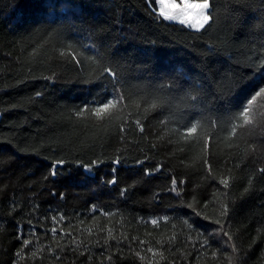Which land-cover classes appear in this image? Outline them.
Returning <instances> with one entry per match:
<instances>
[{
  "label": "trees",
  "instance_id": "obj_1",
  "mask_svg": "<svg viewBox=\"0 0 264 264\" xmlns=\"http://www.w3.org/2000/svg\"><path fill=\"white\" fill-rule=\"evenodd\" d=\"M212 14L197 31L145 0H0V264H264V97L238 117L264 86V0ZM104 64L133 102L76 116L111 89ZM209 118L207 147L181 135Z\"/></svg>",
  "mask_w": 264,
  "mask_h": 264
},
{
  "label": "snow or ice",
  "instance_id": "obj_2",
  "mask_svg": "<svg viewBox=\"0 0 264 264\" xmlns=\"http://www.w3.org/2000/svg\"><path fill=\"white\" fill-rule=\"evenodd\" d=\"M213 3L214 0H155V7H153V0H145V4L148 5L150 11L157 17V22H159V19H163L164 21H174L178 22L181 25H184L185 27H191L193 30H205L206 26L210 24V22H213ZM63 55V53H61ZM83 55V53H81ZM72 59L75 60L76 64L80 63L79 59H76L75 53L72 54ZM93 62L95 63V60L93 58ZM103 77L108 80V83L111 85V89L108 91H105L100 99H93L91 103L93 105H98L94 108H87V106L82 107L80 112L75 113L76 116H81L85 111H89L94 113L96 117H103L107 114H110V110H115L118 108V106H126L125 100L127 99L129 103L133 102V93L127 89L124 91L121 90V85L123 83V74L119 72L118 70H114L112 66H108L107 64L100 65V72L98 74V78ZM247 86V83L245 81H236L232 87L236 89V91H239ZM97 87H104L103 83L100 82L97 84ZM39 95V93H37ZM264 97V86L258 87V89L254 92V94L247 100V104L243 107V109L239 112L238 117L243 118L244 124H249L251 117H250V108L253 105V102L257 100V98ZM192 100H196V96L190 97ZM137 107H139L137 105ZM151 107H156L155 104H152ZM135 124L140 126V131L143 132L144 128L141 124V121L139 119L135 120ZM208 125H211V128L214 129L216 127V121L209 118L206 123H202L201 120H196L195 122L188 121L187 123H184L181 125V128H183V132L181 135L184 136V139H194L198 142H203L205 144V147H207L208 140L211 139L207 135L208 133ZM237 124L232 123L231 124V135H236V129ZM198 127L200 128V132L198 133ZM123 130V128H121ZM176 131H179L177 129ZM67 161L63 159L55 160L53 162L52 169L50 171L51 176L57 175V168L62 167ZM104 163L102 160H94L90 161L89 164L84 165L81 164L82 167L85 168L86 171H90L92 167L99 166L100 164ZM113 165L119 166L121 163V160L119 157L115 158L112 161ZM138 164L143 163V161H137ZM210 168V166H209ZM261 171H264V169H261ZM151 170H145V175H151ZM113 176H115V167L113 168ZM106 183L114 184L116 183L115 178L111 181H107ZM175 180L173 181V184H175ZM222 185L227 188L229 186L228 179H222L220 181ZM172 191H175V188L172 189ZM179 195V193H177ZM229 212V205L227 203L223 204L221 215L226 217ZM104 215H110V213H104ZM61 218L63 219V216L61 215ZM55 220V217L52 218ZM163 220L167 221L169 217L165 216L162 218ZM152 225H157L159 223L158 219H152L150 221ZM215 223L219 225L221 223L220 220H216ZM19 227V225H18ZM33 231H34V226ZM51 231L53 233L56 232V228H52ZM21 235V233L18 232V237ZM225 236H228V233L225 232ZM174 239V237H173ZM230 239V237H229ZM31 241L29 240H23V244L27 246L30 244ZM143 243V242H141ZM210 247L208 244V240L205 239L201 247ZM233 249L235 250V246H233ZM149 252L152 251L151 248L148 249ZM20 253H17V256H19ZM215 255V254H214ZM109 259H111L109 257ZM161 259H163V256H161ZM175 264V262H173Z\"/></svg>",
  "mask_w": 264,
  "mask_h": 264
}]
</instances>
